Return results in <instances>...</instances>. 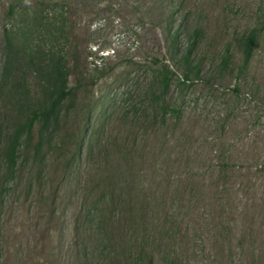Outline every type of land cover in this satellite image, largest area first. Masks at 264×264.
Segmentation results:
<instances>
[{
    "label": "rangeland",
    "instance_id": "1",
    "mask_svg": "<svg viewBox=\"0 0 264 264\" xmlns=\"http://www.w3.org/2000/svg\"><path fill=\"white\" fill-rule=\"evenodd\" d=\"M11 1L0 0V264H264V0H28L9 18ZM54 20L71 92L39 153L35 124L10 169L23 105L51 87L26 49L52 47ZM192 28L199 72L185 80Z\"/></svg>",
    "mask_w": 264,
    "mask_h": 264
},
{
    "label": "trees",
    "instance_id": "2",
    "mask_svg": "<svg viewBox=\"0 0 264 264\" xmlns=\"http://www.w3.org/2000/svg\"><path fill=\"white\" fill-rule=\"evenodd\" d=\"M24 1V3L28 2V0H12L9 4L7 15L9 18H14L16 11H18L19 6L18 2ZM41 3L50 2L51 11H58V2L55 0H38ZM51 36L50 45L57 41L61 35L60 31L63 30L62 25L59 22L51 21L48 24H43ZM59 33V34H58ZM167 35L170 37L172 43L176 42V38L180 35V28L177 27L175 29H170L166 31ZM57 34V35H56ZM185 35V46L183 52V61L185 63L187 71L184 74V79L188 80L189 73L194 70L196 74L199 72L198 65H192L190 60V55L194 48L197 45L198 38L201 35V30L199 28H192L184 33ZM53 42V43H52ZM239 44L243 46V50L246 56L251 53L254 44V33L253 30L248 31L246 34L241 35L239 38ZM52 46L49 50L38 49L36 52L32 53L31 48H27L26 52L29 53V56H26V66L30 67V69H35L39 74H42L44 78H47L48 84L51 86L46 94V99L41 101L38 105H34L31 103H24V116L25 119L23 122L17 125L14 132L9 138V142L7 145V150L5 152V157L7 161L8 168L12 169L14 167L16 159L18 158L20 142L21 138L24 134H30L32 128L35 124L38 125V140L33 145V154L36 156L39 153L40 145L44 139V136L47 135L48 130L50 128V124L54 123L57 118L58 108L61 102L70 94L71 87L68 85V76L69 70L67 68V64L64 58L59 55V52L55 51ZM228 52V49H226ZM228 55H224L220 61V67H224L228 61ZM10 56H8L6 63L9 64ZM7 70V69H6ZM172 71H170L166 66L159 72V83L161 86L162 92L166 90L170 78L172 75ZM23 92L24 96H26V89L24 87ZM234 91H237V88L234 87ZM163 109H166L164 106Z\"/></svg>",
    "mask_w": 264,
    "mask_h": 264
}]
</instances>
